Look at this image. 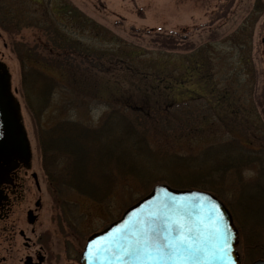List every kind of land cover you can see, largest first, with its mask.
<instances>
[{
    "label": "rangeland",
    "instance_id": "obj_1",
    "mask_svg": "<svg viewBox=\"0 0 264 264\" xmlns=\"http://www.w3.org/2000/svg\"><path fill=\"white\" fill-rule=\"evenodd\" d=\"M157 30L179 32L192 47L160 48L150 38ZM20 59L59 83L43 127L65 118L94 127L111 107L128 116L137 107L148 114L151 149L189 154L237 138L264 153V0H0V61L29 139L28 171L42 190L35 234L44 264H79L89 234L153 184L168 183L137 193L126 182L103 203L73 190L55 196L22 96ZM241 174L246 182L258 179L256 168Z\"/></svg>",
    "mask_w": 264,
    "mask_h": 264
},
{
    "label": "trees",
    "instance_id": "obj_2",
    "mask_svg": "<svg viewBox=\"0 0 264 264\" xmlns=\"http://www.w3.org/2000/svg\"><path fill=\"white\" fill-rule=\"evenodd\" d=\"M150 38L160 48L188 50L192 47V41L179 32L157 30ZM19 62L25 107L37 127L35 137L41 169L55 196L61 197L73 190L103 203L126 182L137 193L147 191L158 181L174 187L209 190L232 214L239 234L242 264L246 259L264 258V153L261 149L250 148L237 138L208 143L189 154L151 149L146 136L148 114L137 107L131 109V116L121 108L111 107L94 127L70 118L43 127L40 125L42 113L49 107L59 83L42 70L25 66L23 59ZM245 168H256L258 179L244 181L241 172Z\"/></svg>",
    "mask_w": 264,
    "mask_h": 264
},
{
    "label": "water",
    "instance_id": "obj_3",
    "mask_svg": "<svg viewBox=\"0 0 264 264\" xmlns=\"http://www.w3.org/2000/svg\"><path fill=\"white\" fill-rule=\"evenodd\" d=\"M19 110L20 104L10 92L9 73L0 63V175L14 167L16 159L28 161L30 158L29 141ZM175 202H179L180 207L171 215L178 214L185 228L191 229L190 236L195 243L191 252L183 251L173 259L185 264H240L238 231L225 204L210 191L176 188L166 183L152 185L118 218L89 234L79 264H137L138 260H146L142 255H126L125 249L136 245L139 234L145 230V221L151 225L154 214L164 218ZM225 230L229 233L228 251L222 252ZM251 264H264V258H255Z\"/></svg>",
    "mask_w": 264,
    "mask_h": 264
},
{
    "label": "flooded vegetation",
    "instance_id": "obj_4",
    "mask_svg": "<svg viewBox=\"0 0 264 264\" xmlns=\"http://www.w3.org/2000/svg\"><path fill=\"white\" fill-rule=\"evenodd\" d=\"M30 167L31 155L28 161L16 159L15 166L0 175V264L46 261L44 243L35 234L42 190L36 173L28 171Z\"/></svg>",
    "mask_w": 264,
    "mask_h": 264
},
{
    "label": "snow or ice",
    "instance_id": "obj_5",
    "mask_svg": "<svg viewBox=\"0 0 264 264\" xmlns=\"http://www.w3.org/2000/svg\"><path fill=\"white\" fill-rule=\"evenodd\" d=\"M180 207L179 202H175L174 207L167 210L164 218L159 214H154V222L149 225L145 221V230L139 234L136 245L125 249L126 255L144 256L146 260H138L137 264H185L184 261H177L173 257L180 256L183 251H189L194 247L191 239V229H186L178 214L173 217L171 213H176ZM217 219H222L218 217ZM155 221H159L158 223ZM218 231V230H217ZM229 233L225 230L222 252L228 251ZM99 249H97V252Z\"/></svg>",
    "mask_w": 264,
    "mask_h": 264
},
{
    "label": "bare ground",
    "instance_id": "obj_6",
    "mask_svg": "<svg viewBox=\"0 0 264 264\" xmlns=\"http://www.w3.org/2000/svg\"><path fill=\"white\" fill-rule=\"evenodd\" d=\"M80 253H81V251H80Z\"/></svg>",
    "mask_w": 264,
    "mask_h": 264
}]
</instances>
